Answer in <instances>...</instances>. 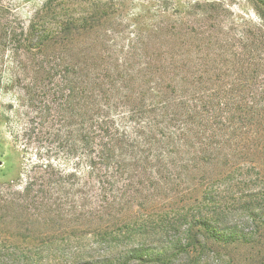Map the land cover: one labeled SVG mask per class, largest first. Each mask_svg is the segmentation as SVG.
<instances>
[{
  "label": "trees",
  "instance_id": "obj_1",
  "mask_svg": "<svg viewBox=\"0 0 264 264\" xmlns=\"http://www.w3.org/2000/svg\"><path fill=\"white\" fill-rule=\"evenodd\" d=\"M161 1L152 19L171 5L168 0ZM250 1L257 20L234 18L224 2L207 0L179 7L180 17L175 20L152 24L146 33L155 41L154 50L145 47L147 61L137 79L128 73L123 77L96 73L88 64L66 57L58 68L48 53L75 51L77 40L89 30H62L66 38L52 47L48 38L43 39L42 30L31 27L25 45L30 58L19 62L18 69L34 73L26 77L31 101H46L43 107L32 110L34 117L22 138L35 131L56 140L65 138L70 142L68 154L77 161L69 171L50 156H40L15 196L0 194V205L24 212L19 215L24 219L33 218L32 207L41 211L53 208L57 192L79 184L72 178L77 179L85 169L100 178L95 199L107 215L121 202L113 191L123 176L143 171L165 184L164 174L172 175L179 168L180 174L187 175L190 192L203 191L185 206L177 222L203 220L227 227L226 223L236 218L237 205H244L247 220L256 230H264V208L256 209L264 206V174L260 172L264 161L255 156L264 152V0ZM134 17L140 21L146 18ZM195 55L200 62L206 57L198 63ZM238 173L244 178L236 180ZM250 184L259 190L239 195L237 190ZM131 224L112 231L99 220L97 237L101 241L109 237L130 240L142 230H137V220ZM163 225L157 229L165 230ZM149 226V222L141 225L144 232ZM231 228L227 234L205 231L203 239L189 229L186 243L147 257L138 255L139 247L129 249L137 259L116 255V244L104 260L91 264H130L133 260L173 264L176 251L192 246L197 254L210 244L230 247L241 240L238 223ZM66 242L70 239L56 243L60 247ZM12 257L0 254V264H14ZM84 259L75 260L88 264ZM59 260L50 258L45 264L72 262Z\"/></svg>",
  "mask_w": 264,
  "mask_h": 264
},
{
  "label": "rangeland",
  "instance_id": "obj_2",
  "mask_svg": "<svg viewBox=\"0 0 264 264\" xmlns=\"http://www.w3.org/2000/svg\"><path fill=\"white\" fill-rule=\"evenodd\" d=\"M168 1L171 3L168 10L152 19L161 0H0V194L15 196V191L25 185L29 169L40 156H50L55 164L69 171L77 161V158L68 154L70 142L65 138L56 140L45 134L38 135L36 131L31 137L26 135L29 142H26V137H23L26 141L22 138L30 119L34 117L32 110L43 107L46 101L42 98L31 101L26 77L34 73L18 69V65L21 66L30 58L25 49L29 29L36 26L42 30L43 39L48 38L54 47L66 38L62 30L68 33L86 28L89 33L77 40L75 51L48 53L57 67H62L66 57L69 61L88 64L96 73L120 77L129 74L137 79L141 77V69L147 61L145 47L148 45L150 52L154 50L155 41L146 33L150 26L167 21L168 18H179L177 9L181 6L187 7L188 3L207 0ZM216 1L228 5L234 18L258 19L250 0ZM137 15L146 18L140 21L134 17ZM79 18L81 20L78 21ZM84 18L88 21H84ZM39 58L43 60L41 54ZM194 60L201 63L196 55ZM37 62L34 60V63ZM255 156L264 161V152L255 153ZM167 166L172 171L173 165L169 163ZM262 166L260 172L264 174ZM164 175L165 184H160L156 175H153L155 180H152L143 171L123 176L113 191V194H119L121 202L107 215L100 210L103 204L95 199L99 194L100 178L85 169L79 175L80 179L72 178V182L79 184L57 192V202L53 208L41 211L32 207L30 213L33 218L24 219L23 216L19 217L24 212L0 205V254L13 256L14 264H45L55 257L60 259V263L72 261L69 264H82L75 259L84 257L91 264L104 260L106 255L116 249L114 246L117 244L119 249L114 252L116 255L137 259V254L132 256L128 253L129 249L139 247L138 255L147 257L168 247L183 245L189 229L203 239L205 231L227 234L232 232L231 225L238 223V235L242 239L230 247L210 244L204 252L195 254V248L191 246L188 250L176 251L173 264H264V230H256L255 224L247 220L244 205H237L236 218L226 223L231 229L213 221L198 220L191 223L184 219L177 222L179 215H184L185 206L194 202L203 190L190 192L187 175L180 174L179 168L172 175ZM242 178L244 176L240 173L235 175L236 180ZM257 190L258 186L250 184L237 191L239 195H248ZM263 208L260 206L256 209L261 211ZM99 220L112 231L132 225L137 220L139 224L136 228L142 230L133 234L130 240L113 241L109 237L101 241L96 229ZM144 222L150 224L146 232L141 227ZM161 224L167 228L157 229ZM68 238L70 243L66 242L60 247L57 245V240ZM130 264L153 263L133 260Z\"/></svg>",
  "mask_w": 264,
  "mask_h": 264
}]
</instances>
